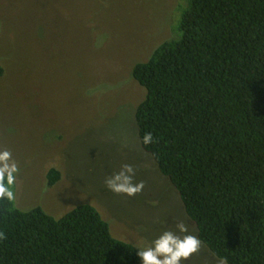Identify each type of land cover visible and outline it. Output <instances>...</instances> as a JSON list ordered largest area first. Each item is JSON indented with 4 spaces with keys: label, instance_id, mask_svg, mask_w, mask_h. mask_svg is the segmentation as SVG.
<instances>
[{
    "label": "rangeland",
    "instance_id": "1",
    "mask_svg": "<svg viewBox=\"0 0 264 264\" xmlns=\"http://www.w3.org/2000/svg\"><path fill=\"white\" fill-rule=\"evenodd\" d=\"M181 4L0 0V151L20 169L17 208L40 206L58 218L88 203L115 238L140 249L181 220L197 236L177 190L140 145L134 112L145 90L131 76L136 62L177 33ZM125 163L136 168L135 182L144 181L136 196L105 186ZM50 168L60 173L51 186ZM217 259L202 243L181 264Z\"/></svg>",
    "mask_w": 264,
    "mask_h": 264
},
{
    "label": "trees",
    "instance_id": "2",
    "mask_svg": "<svg viewBox=\"0 0 264 264\" xmlns=\"http://www.w3.org/2000/svg\"><path fill=\"white\" fill-rule=\"evenodd\" d=\"M180 7L174 37L131 68L145 90L139 142L214 256L264 264V0ZM59 176L50 168L47 184ZM0 232V264H140L138 248L88 203L56 218L0 200Z\"/></svg>",
    "mask_w": 264,
    "mask_h": 264
},
{
    "label": "clouds",
    "instance_id": "3",
    "mask_svg": "<svg viewBox=\"0 0 264 264\" xmlns=\"http://www.w3.org/2000/svg\"><path fill=\"white\" fill-rule=\"evenodd\" d=\"M145 146L154 142L151 132L145 133L141 141ZM20 169L8 150L0 151V200L13 201L16 183ZM136 168L131 164H122L120 169L105 177V186L115 194L128 197L140 194L144 189V181L135 182ZM6 239L0 232V240ZM202 241L189 232V226L183 221L175 224V230H165L153 240L150 246L139 249L136 255L142 264H181L194 254L200 252ZM217 264H227V259L220 257Z\"/></svg>",
    "mask_w": 264,
    "mask_h": 264
}]
</instances>
